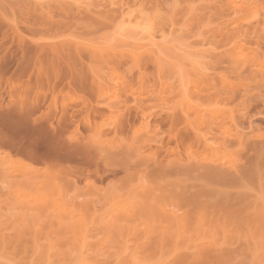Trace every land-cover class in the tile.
Listing matches in <instances>:
<instances>
[{
  "label": "rangeland",
  "instance_id": "obj_1",
  "mask_svg": "<svg viewBox=\"0 0 264 264\" xmlns=\"http://www.w3.org/2000/svg\"><path fill=\"white\" fill-rule=\"evenodd\" d=\"M242 1L0 0V264H264V0Z\"/></svg>",
  "mask_w": 264,
  "mask_h": 264
},
{
  "label": "bare ground",
  "instance_id": "obj_2",
  "mask_svg": "<svg viewBox=\"0 0 264 264\" xmlns=\"http://www.w3.org/2000/svg\"><path fill=\"white\" fill-rule=\"evenodd\" d=\"M233 1H236V0H233ZM238 1V0H237ZM242 1V0H241ZM245 3V0L244 1H242V3ZM235 3H237V2H235ZM233 7H236V6H233ZM107 7H105V9H106ZM105 9H103L102 8V12H100L101 10H99V11H93L91 8H89V7H86L84 10V12H85V15L82 17V18H85V19H94L93 21H95V22H93V23H97V24H100V23H98V21L97 20H99L100 18V14H103L104 16L106 15V14H108L109 12L111 13V9L109 10L108 8L105 10ZM105 10V11H104ZM108 10V11H107ZM77 12H79V11H77ZM115 12V11H114ZM109 13V14H110ZM116 13V12H115ZM115 13H111L110 15H112V14H115ZM77 15H80V13L79 14H77ZM87 15V16H86ZM104 16H101L102 18L104 17ZM97 17L99 18V19H97ZM89 20H88V22H89ZM101 20V19H100ZM105 20V19H104ZM103 19H102V22H104V23H106V21H108L107 20V18H106V21H104ZM97 21V22H96ZM101 22V21H100ZM108 23H111V22H108ZM97 24H95V25H97ZM103 24V23H102ZM94 25V24H93ZM94 25V26H95ZM210 78H208V77H206V78H204V83H203V80H201L202 81V84H203V87H208L209 88V84L207 83H205V81L206 82H208L207 80H209ZM212 81V80H211ZM210 82V81H209ZM200 83V82H199ZM204 84H205V86H204ZM211 84V83H210ZM199 85H201V84H199ZM238 86V85H237ZM240 86V85H239ZM204 88V89H205ZM241 88V87H240ZM202 89V88H201ZM241 90H242V88H241ZM240 91V89L238 90V92ZM243 91V90H242ZM242 91H240V92H242ZM236 93V92H235ZM233 95H234V93H233ZM234 119V118H233ZM168 136V135H167ZM183 136H186V134H183ZM207 134H202V133H194V135H192V137H190L189 135H187L186 137H184L185 139H188L189 140V138H191V140L192 141H194V142H192V143H194V144H196V146H201V145H207ZM168 137H170V135L168 136ZM171 138V137H170ZM178 138V137H177ZM182 139H183V137H182ZM165 141H166V139H165ZM168 141V140H167ZM181 141V140H180ZM209 143V142H208ZM168 144V143H167ZM199 146V147H200ZM207 148V147H206ZM159 149H161V148H159ZM204 151V150H203ZM211 153V152H210ZM209 153V154H210ZM172 163H169L168 165L170 166V164H171V166H173V167H175V168H177V167H179V166H182V165H187L188 164V162H184L183 160H176V162H174V160H172L171 161ZM161 164V163H160ZM163 165V164H162ZM157 166L158 167H160L158 164H157ZM219 166V165H218ZM157 167V168H158ZM162 168V167H161ZM213 172L214 173H217L216 174V176L218 175V176H223V175H226V174H229L224 168H222L221 166L220 167H217V165H215V167L213 168ZM71 241V240H70ZM68 242V241H67ZM69 243V242H68ZM72 245H73V243H72ZM74 246V245H73ZM72 246V247H73ZM73 249H74V247H73ZM76 250V247H75V249H74V252H76L75 251ZM71 251H73V250H71ZM75 254H77V253H75ZM73 255V254H72ZM75 256V255H74ZM78 257V256H77ZM62 259V258H61ZM75 259V258H74ZM73 259V260H74ZM79 259V258H78ZM80 262V261H79ZM76 263V262H75ZM78 263V262H77Z\"/></svg>",
  "mask_w": 264,
  "mask_h": 264
}]
</instances>
